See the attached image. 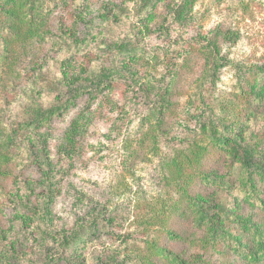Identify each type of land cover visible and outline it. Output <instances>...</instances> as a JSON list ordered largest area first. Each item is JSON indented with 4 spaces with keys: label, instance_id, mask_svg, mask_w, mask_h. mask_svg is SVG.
Returning <instances> with one entry per match:
<instances>
[{
    "label": "rangeland",
    "instance_id": "obj_1",
    "mask_svg": "<svg viewBox=\"0 0 264 264\" xmlns=\"http://www.w3.org/2000/svg\"><path fill=\"white\" fill-rule=\"evenodd\" d=\"M171 1L47 0L55 15L51 37L11 73L0 0V130L16 137L12 161L0 168V264H148L144 248L152 236L138 228L132 194L109 201L106 193L126 166L135 168L143 192L159 191L156 162L128 159L125 138L165 103L174 114L165 149L192 140L216 116L208 91L218 74L214 79L212 71L207 74L202 58L213 52L202 46L213 43L211 49H221L229 61L263 58L264 68V0H191L184 23L173 11L180 1L170 7ZM218 27L224 30L215 37ZM227 31L234 35L230 41ZM123 43L128 50L121 53ZM217 72L216 94L236 91L235 68ZM253 83L256 92L241 99L242 113L221 133L263 151L264 103L258 95H264V71ZM77 89L87 92L74 98ZM60 105L50 121L34 124L41 110ZM227 163L225 149L213 147L203 175L224 184L198 181L192 195L223 227L221 210L264 223L260 209L238 191L240 167ZM258 188L264 199V183ZM169 230L173 236L164 234L159 243L185 262L244 264L223 242L207 247L186 210ZM242 243L253 249L254 238L246 234Z\"/></svg>",
    "mask_w": 264,
    "mask_h": 264
},
{
    "label": "trees",
    "instance_id": "obj_2",
    "mask_svg": "<svg viewBox=\"0 0 264 264\" xmlns=\"http://www.w3.org/2000/svg\"><path fill=\"white\" fill-rule=\"evenodd\" d=\"M179 1L181 4H176L173 10L175 20L184 23L188 18L187 14L192 12L193 4L191 0ZM4 6L2 15L9 29L8 39L5 40L9 50L6 68L13 73L17 68V63L19 65L24 58H28L29 62L34 57L33 55H37V51L39 53L40 49L46 45L51 37L50 29L55 15L54 9L49 6L47 0H5ZM172 6L173 0L170 7ZM223 30L222 27L216 28L213 32L214 36L221 35ZM231 32L227 31L228 41L234 36ZM208 40L210 42V39ZM212 46L213 43L208 47L202 46L203 52L206 49L213 52L212 57L203 56L202 58L207 74L212 71L213 79L218 74V80L220 72H217V69L219 67H234L236 91H225L226 96L216 94L217 80L213 82L208 92L210 98L215 99L218 109L216 116L202 125L196 137L176 147L165 149L164 146L165 137L172 126L171 122L174 117L171 105L165 103L161 110L146 115L147 117L143 119L138 128L125 138L123 152L130 160L146 161L151 164L156 162L155 167L158 169L160 185L157 195L143 192L135 168L130 166L124 167V174L117 178L115 183L109 184L110 187L106 192L109 201L115 199L118 194H132L130 201L133 202L135 209L140 211V216L137 218L138 228L142 234L152 236L148 238L149 241L144 248V261L148 264H155L156 259L167 261L169 264H193L183 261L159 243L162 235L168 233L173 236L169 225L172 219L183 210L194 215L195 226L202 232V242L207 247L223 242L227 248H232L233 252L241 257L244 264H264V223H252L251 217L232 216L221 210L223 222L227 224L223 227L208 214L207 208L199 203L191 192L193 185L198 181H207L216 185L224 184L209 179L203 175L202 171V165L212 148L220 146L225 149L227 166L229 168L239 166L241 169L238 191L244 194L248 203L260 209L264 216V199L258 195L260 190L258 185L261 182L264 183V150L261 151L258 146H243L232 139L224 138L221 133V128L225 126V123H230L242 113L241 99L247 97L248 91L256 92L253 79L259 72L264 71L263 58L252 63L229 61L226 57L220 56L221 49L217 47L211 49ZM120 48L121 53L128 50L124 43ZM197 70H192V73ZM18 76H22L21 73H18ZM101 78L104 76L98 77V85H101V81H98ZM86 92L87 90L77 89L72 97L76 98ZM258 96L264 103V95ZM61 108L60 105L46 111L41 110L33 120L34 124L40 126L47 123L54 114H58ZM260 118L264 122V112ZM0 132H4L0 139L1 168L4 165L8 166L12 161L11 154L16 147V137L9 130L7 133L5 130H0ZM234 228L240 230L239 235L232 233ZM246 234H251L254 238L253 249H246L242 243V237ZM150 258L153 259V263Z\"/></svg>",
    "mask_w": 264,
    "mask_h": 264
}]
</instances>
